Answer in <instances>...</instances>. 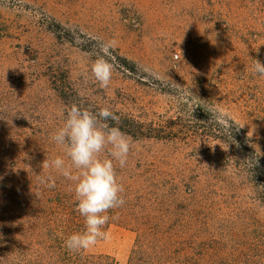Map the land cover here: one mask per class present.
<instances>
[{
	"label": "rangeland",
	"instance_id": "obj_1",
	"mask_svg": "<svg viewBox=\"0 0 264 264\" xmlns=\"http://www.w3.org/2000/svg\"><path fill=\"white\" fill-rule=\"evenodd\" d=\"M110 40L113 73L101 88L91 67ZM255 60L264 63V0H0V158L30 177L22 186L78 204L71 182L42 164L67 161L52 136L72 105L108 107L118 121L105 123L132 145L126 167L117 165L126 202L90 253L127 264L139 231L189 218L195 202L209 208L201 216L212 235L228 236L238 213L241 235L264 249V195L242 175L240 155L252 159L250 145L264 156ZM49 174L52 189L40 180Z\"/></svg>",
	"mask_w": 264,
	"mask_h": 264
},
{
	"label": "trees",
	"instance_id": "obj_2",
	"mask_svg": "<svg viewBox=\"0 0 264 264\" xmlns=\"http://www.w3.org/2000/svg\"><path fill=\"white\" fill-rule=\"evenodd\" d=\"M246 148L254 157L240 153L242 175L253 176L255 187L264 195V156L250 145ZM4 160L0 158V264H118L108 255L69 251L66 239L85 228L77 202L61 192L49 197L22 186L24 181L30 183V177L20 180L14 163ZM196 194L195 190L193 197ZM201 197L208 202L206 196ZM259 200L264 204V197ZM208 209L204 203L195 202L190 205L189 218L164 220L139 231L127 264H223V258L233 260V264H261L256 262L264 260L260 241H251L240 233L241 224L245 226L242 215L235 214L228 236L216 237L207 229V216H201ZM210 242L219 248L212 249Z\"/></svg>",
	"mask_w": 264,
	"mask_h": 264
},
{
	"label": "clouds",
	"instance_id": "obj_3",
	"mask_svg": "<svg viewBox=\"0 0 264 264\" xmlns=\"http://www.w3.org/2000/svg\"><path fill=\"white\" fill-rule=\"evenodd\" d=\"M115 46V40L102 44L100 51L104 55L98 56L91 67V73L101 88L110 84L113 66L104 56L109 55V50ZM253 71L264 78V63L255 60ZM109 119L118 121L108 107L93 112L72 105L63 125L52 136L56 145L63 149L67 161L58 155L51 161L46 157L42 164L43 169L52 168L71 182L70 190L74 191L78 201L77 211L85 219L84 231L70 235L65 241L66 248L72 252L87 251L100 241L108 240L105 226L116 219L108 213L126 202L123 185L118 181L117 165L121 169L126 167L132 145L119 128L105 123ZM218 119L227 124L222 117ZM105 152L108 158H101ZM40 180L49 189L56 187L51 174Z\"/></svg>",
	"mask_w": 264,
	"mask_h": 264
}]
</instances>
